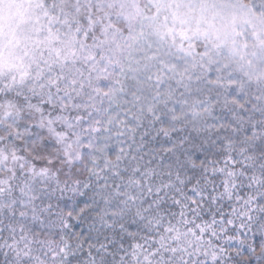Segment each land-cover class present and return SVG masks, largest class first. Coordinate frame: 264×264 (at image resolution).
<instances>
[{
    "label": "snow or ice",
    "instance_id": "1",
    "mask_svg": "<svg viewBox=\"0 0 264 264\" xmlns=\"http://www.w3.org/2000/svg\"><path fill=\"white\" fill-rule=\"evenodd\" d=\"M0 264H264V0H0Z\"/></svg>",
    "mask_w": 264,
    "mask_h": 264
}]
</instances>
